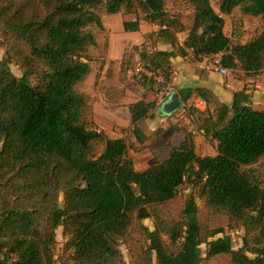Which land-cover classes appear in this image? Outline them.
Instances as JSON below:
<instances>
[{"label":"trees","instance_id":"16d2710c","mask_svg":"<svg viewBox=\"0 0 264 264\" xmlns=\"http://www.w3.org/2000/svg\"><path fill=\"white\" fill-rule=\"evenodd\" d=\"M190 1L191 21L167 0H0L6 49L0 57V264H127L124 245L130 264H264V109L246 88L232 104L207 85L179 88L190 120L170 118L168 128L156 130L161 156L142 169L124 136L105 137L96 127L90 103L76 89L90 70L103 5L110 12L142 11L159 24L158 38L174 47L142 49L141 57L166 81L172 58L186 53L176 47L186 30V46L221 53L223 66L264 69V0H221L220 11L212 0ZM237 6L261 21L247 41L225 31L224 14ZM135 81L151 91L159 84L147 74ZM200 97L204 109L196 104ZM156 106L154 98L128 104L141 142L150 137L139 122ZM196 130L216 142L217 154L198 152ZM146 144L131 147L140 152ZM185 183L197 191L178 213H164ZM237 226L245 230L238 247L228 231Z\"/></svg>","mask_w":264,"mask_h":264},{"label":"crops","instance_id":"0c3cea01","mask_svg":"<svg viewBox=\"0 0 264 264\" xmlns=\"http://www.w3.org/2000/svg\"><path fill=\"white\" fill-rule=\"evenodd\" d=\"M100 13L103 27L94 26L98 45L92 49V53L97 52L99 56L90 59V70L83 78L87 90L92 92L94 90L95 96L93 98L87 100V97L84 96L90 105L94 106L95 113L92 118L96 122V127L102 126L104 128V125L97 118V104H100L103 107L101 112L105 116H109L110 124L114 126L118 123L121 127L119 129L113 128L108 130L104 128L105 131L103 132H106L105 137H108L107 132L112 135L111 137L122 136L120 130L129 125L134 129V124H131L129 117L128 104L142 98H158L153 114L143 118L139 122V125L149 137L151 129L148 131L145 125L155 126L156 132L159 127L168 128L170 118L176 122L182 121L185 118L189 119L186 115L185 103L180 110L165 114L161 109V105L169 95L159 100L160 93L158 94L157 91L149 90L143 84H139V82L136 83L135 78L130 73L123 71L125 60L130 52H134L132 54L138 56L143 61L141 52L144 46L147 47V51H152L155 48L172 49L174 47L171 43L158 38L157 28L159 24L147 19L146 13L142 11L127 13L123 10L116 12L107 10L106 12L101 9ZM115 14L119 15V20L123 26L119 31L126 36V41L116 54L113 52L114 45L112 43L115 31L108 24L111 20H116ZM110 15H113V17H110ZM106 18H110V21H107ZM151 32L154 35L150 37L148 33ZM181 46L184 47L186 53H178L177 56L172 58L171 63L173 89H177L178 93L181 87L207 85L213 88L223 101L232 104L235 100L236 91L246 88L251 93L254 105L264 109V69L259 72H250L240 67L222 70L221 53L204 54L197 52L193 48L186 46L184 40L180 39L176 43V47ZM112 64L115 65L116 71H113ZM83 79L78 83L83 82ZM158 83L160 84L159 81ZM137 84L143 87V95L136 99H128L126 96L130 87ZM159 84L157 89H159ZM98 95H101V98H98ZM200 98L196 100V103L199 102L200 108L204 109L206 107V100L202 101ZM104 100L109 103L108 107L104 105ZM177 116H179V120L176 119ZM99 129L102 130L101 127ZM196 143L198 152L204 155L215 154L216 149H218L216 142L209 141L202 130H196ZM59 232L62 234V240L64 241L62 227H60ZM127 264H130V262Z\"/></svg>","mask_w":264,"mask_h":264},{"label":"rangeland","instance_id":"374dc122","mask_svg":"<svg viewBox=\"0 0 264 264\" xmlns=\"http://www.w3.org/2000/svg\"><path fill=\"white\" fill-rule=\"evenodd\" d=\"M212 4L214 5V7L220 11V5H221V0H212ZM167 7L177 11L179 13H181L182 17H184L186 19V21H191L192 19V12H193V6L190 0H167ZM102 9V11H106L107 9L106 7L103 5L101 6L100 10ZM226 17V25H225V31L233 38V40H242V41H247L249 39H251L252 37H254L259 29H261V21L259 19V17L256 16H252L246 13H243L241 11V7L237 6L234 11L230 14H224ZM116 20L113 19L111 20L110 23H108L111 28H113V31H115V34L113 35V45H114V50L113 52L116 54L120 51V47L123 45V43L126 41V36L124 34H122L119 29H122L123 26L119 20V15H114ZM110 17H113V15H110ZM107 21H110V18H106ZM0 25H3V20L0 19ZM188 31H182L180 32V39L183 41L184 38L186 37ZM141 48V47H140ZM139 48V50H140ZM147 47L144 46L143 49H146ZM142 49V48H141ZM137 50V51H139ZM132 53L134 52H130L125 60V65L123 66V71H127L126 66L128 63H136L138 61H140V58H138V56L133 55ZM6 55V49L4 46L0 45V57H4ZM99 56V53L97 52H93L92 58ZM12 69L15 73L17 74H21L22 73V68L21 66L15 61V60H10ZM112 69L113 71H116V67L115 65L112 64ZM114 73V72H113ZM115 74V73H114ZM129 76V75H127ZM133 78H136L137 76H133L131 75ZM159 82H162L163 85L159 84V89H157V93H160V99H164L166 96L170 95V91L173 89V85L174 83L171 82V90L169 92L164 91V88H166V86H164V82L163 80H159ZM137 83V82H136ZM140 84V83H139ZM133 85L132 87H130V90L127 94V98L131 99V98H139L140 96L143 95L142 91H143V87L141 85ZM164 86V87H163ZM76 89L82 93L83 95H85L87 97V100L93 98L95 96V94L90 90H87L84 79L83 82L77 83L76 84ZM153 97V96H150ZM98 98H101V95H98ZM127 99V100H128ZM158 99V98H157ZM105 106H109V103L104 100L103 101ZM103 107L100 104H97V118L98 120L104 125V128H106V130L108 129H113V128H121L120 125L118 123H116V125L112 126L110 124V118L109 116H105L104 114H102L101 109ZM121 109V108H120ZM122 110V109H121ZM91 111L92 114L95 113V109L94 106L91 105ZM127 118V117H126ZM167 124V123H166ZM99 126V125H98ZM168 126H170V123H168ZM101 127L102 131H105L104 128L102 126ZM98 127V128H99ZM124 127V125H123ZM127 126L124 127L122 130H120V133L122 136H124L126 138L127 144H128V151L129 153L134 157L135 159V163L136 166L140 169L145 168L151 164H153L155 161H157L161 156V154L158 152L159 148H158V142L154 141L156 138V132H155V126H151V125H145V127L147 128V130L149 131L150 129V139L145 141V142H141L137 139L135 133H134V129H132L131 127ZM100 130V129H99ZM106 134V132L104 133ZM108 137H111L112 135L109 134L107 132ZM106 136V135H105ZM131 142L135 143L138 146H143L144 144H146L140 152H135L134 149L131 147ZM2 143L0 142V145ZM210 149V148H208ZM218 153V149H216V153ZM193 191H197L196 188H194L193 185L189 184V183H185L184 185V189L182 194H179V197L169 201L168 203L163 205V212L167 213V212H171V213H178L181 206L183 205V201L184 198L189 195L190 193H192ZM197 200L201 206V213L203 214V216H206L205 210H204V200L199 196L198 192L195 193ZM147 223L150 226H154V218L153 217H149L147 218ZM228 231L232 233L233 237H234V243L235 246L238 247L243 243V235L245 233V230L240 227H233V228H228ZM63 240H62V234L59 232L58 234V244H57V257H60L62 254V250H63ZM124 251H125V255L126 258L129 262V255H128V251L126 246L124 245Z\"/></svg>","mask_w":264,"mask_h":264},{"label":"built area","instance_id":"2783aa9c","mask_svg":"<svg viewBox=\"0 0 264 264\" xmlns=\"http://www.w3.org/2000/svg\"><path fill=\"white\" fill-rule=\"evenodd\" d=\"M200 53H202V52H200ZM204 54H206V53H204ZM126 69H127L128 73H130L131 75H134V76H141L143 74H147L149 76H154L155 78H157L158 81L163 80L164 86H166V88H164V91L169 92L171 90L173 70H171L170 78L166 81V80H164V77L162 75L155 74L152 70L148 69L146 67V63L142 60H140L136 63H128L126 66ZM227 69H228V67L222 66V70H227ZM200 100L205 101V99L203 97H201ZM196 104L200 107L199 102ZM191 117H193L192 114H191ZM176 119L179 120L180 119L179 116H177Z\"/></svg>","mask_w":264,"mask_h":264},{"label":"water","instance_id":"95a60500","mask_svg":"<svg viewBox=\"0 0 264 264\" xmlns=\"http://www.w3.org/2000/svg\"><path fill=\"white\" fill-rule=\"evenodd\" d=\"M184 105L182 97L179 95L177 89H172L169 97L163 101L161 109L165 114L174 113L180 110ZM63 207V205H62Z\"/></svg>","mask_w":264,"mask_h":264}]
</instances>
